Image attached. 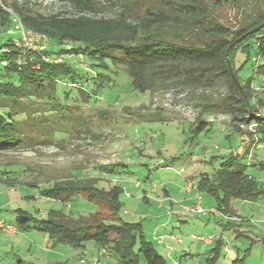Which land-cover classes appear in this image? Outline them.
Wrapping results in <instances>:
<instances>
[{"label":"rangeland","instance_id":"374dc122","mask_svg":"<svg viewBox=\"0 0 264 264\" xmlns=\"http://www.w3.org/2000/svg\"><path fill=\"white\" fill-rule=\"evenodd\" d=\"M205 1L211 12L233 29L243 26L249 15L264 12L262 0ZM32 2L34 10L46 14L74 10L59 0ZM153 2L162 3L143 0L146 6ZM18 35L14 30L13 36ZM3 42L1 36L0 46ZM80 60L71 61L80 67L86 65ZM263 61L264 56L255 57L254 50L246 59L239 52L236 67L240 79L253 77V85L264 86V73L257 69ZM111 68L118 72L108 71L113 81L103 88L96 102L78 100L68 106L70 117L57 112L50 117L53 127L67 131L65 140L58 142L47 133L44 137L39 134L42 143L0 152V176L6 177L1 172H11L14 167L22 169L11 176L18 177L15 185L0 181V218L17 227L18 208L40 218H46L50 209H62L75 217L92 215L100 206L83 194L63 201L43 197L39 190L74 175L100 176V186L109 182L123 188L122 219L141 222L146 238L153 241L167 264H210L208 259L213 258L211 250L218 240L223 243L215 264H264V166L260 165L264 142H257L248 132L253 125L242 127L244 136L232 130L236 127L224 102L228 94L225 79L215 76L208 84L197 85L179 76L140 92L133 89L122 67ZM67 87L61 84L60 90ZM61 94V99L67 98L63 91ZM198 119L204 123H195ZM230 153L238 154L247 164L248 173L262 189L255 199H231L237 219L218 210L217 199L197 189L201 174L213 176L222 163L220 155ZM112 163L120 164L115 172L104 173L96 167ZM31 181L40 185L29 186ZM196 205H201L203 212L191 211ZM194 235L213 239L208 243ZM230 248L236 252L234 257L229 255ZM106 251L94 241L83 248L55 243L46 232L35 228H16L15 232L0 228V264H122L120 258ZM236 256L240 259L234 263ZM141 264H146L145 259Z\"/></svg>","mask_w":264,"mask_h":264},{"label":"trees","instance_id":"16d2710c","mask_svg":"<svg viewBox=\"0 0 264 264\" xmlns=\"http://www.w3.org/2000/svg\"><path fill=\"white\" fill-rule=\"evenodd\" d=\"M59 1L74 10L46 14L34 10L32 0H0V27L6 29L0 30L4 38L0 46V152L42 143L39 134L44 137L47 133L58 142L65 140L67 131L53 127L50 117L56 112L70 117L68 106L78 100L96 102L103 88L113 81L108 71L118 72L112 66L122 67L133 89L140 92L179 76L197 85H206L220 76L228 89L224 102L232 113L236 127L232 130L244 136L242 127L253 125L248 132L257 142H264V113L258 111L264 110V86L253 85V77L241 80L236 67L239 52L245 54V59L252 56V50L255 57L264 56V12L249 15L243 26L233 29L211 12L205 0H160L161 4L147 6L143 0ZM15 17L26 28L47 36V47L40 50L17 46L19 36L10 33L16 27ZM66 43L71 45L67 47ZM79 54L86 64L82 67L71 61ZM62 55L63 60L57 61ZM257 69L264 73V61L257 64ZM61 84L68 86L62 90L66 99H61ZM200 120L195 123H204ZM220 156L221 165L213 176L202 173L197 189L212 195L218 201V210L231 215L232 198L255 199L262 189L238 154ZM118 165L96 167L106 173L115 172ZM260 165L264 166V161ZM14 169L1 172L6 177L0 176V181L15 185L18 177L11 176L22 169ZM102 179L74 175L39 190L43 197L63 201L83 194L100 206L92 215L75 217L62 209H50L46 218H40L18 208L17 229L42 230L55 243L75 248L94 241L109 255L120 258L122 264H141L144 259L146 264H167L153 241L146 238L142 223L122 219L123 188L109 182L100 186ZM28 185L40 184L31 181ZM222 243L218 240L212 248L215 254L209 257L210 264H215ZM239 259L236 256L233 262Z\"/></svg>","mask_w":264,"mask_h":264},{"label":"built area","instance_id":"2783aa9c","mask_svg":"<svg viewBox=\"0 0 264 264\" xmlns=\"http://www.w3.org/2000/svg\"><path fill=\"white\" fill-rule=\"evenodd\" d=\"M14 21H16L17 27L19 28V30L22 33H29L30 35L26 38H17L16 39V43L19 47H23L24 45L30 46V48H35V49H44L47 47L49 39H47V36L43 35V34H37V33H33L30 29L23 27V25L20 23L19 19L17 17L14 18ZM32 42L31 44H27L26 42ZM82 54H79L77 57L78 59H83ZM65 56L62 55L60 57L57 58L58 61L63 60ZM264 113V110L263 112ZM193 187V182H189V190H191V188ZM199 200H201V197L199 198ZM192 211H197V212H203V208L201 205H197L194 208L191 209ZM0 228L5 229L6 231H16L15 226H13L12 224H8L6 223L2 218H0ZM195 238L201 239V240H206L211 242V240L213 239L212 236H194Z\"/></svg>","mask_w":264,"mask_h":264},{"label":"bare ground","instance_id":"6f19581e","mask_svg":"<svg viewBox=\"0 0 264 264\" xmlns=\"http://www.w3.org/2000/svg\"><path fill=\"white\" fill-rule=\"evenodd\" d=\"M19 21H20V19H19ZM15 23H16V21H15ZM20 23L23 25V23L20 21ZM17 24L18 23H16V27H15V29L14 30H18V32H19V38L21 39V38H26V37H28L30 34L29 33H27V32H25V33H22L20 30H19V28L17 27ZM23 27H25L24 25H23ZM26 28V27H25ZM14 30H11L10 31V33L12 34L13 33V31ZM32 31V30H31ZM33 33H36V32H34V31H32ZM37 34H39V33H37ZM48 39V38H47ZM27 44H31L32 42H26ZM17 44V43H16ZM18 46V45H17ZM24 47H30V46H27V45H24ZM41 50V49H40ZM58 61V60H57ZM191 190H192V188H191ZM190 190V191H191ZM197 206V205H196ZM195 207V206H194ZM193 207V208H194ZM192 211V210H191ZM195 212H197V211H195Z\"/></svg>","mask_w":264,"mask_h":264},{"label":"crops","instance_id":"0c3cea01","mask_svg":"<svg viewBox=\"0 0 264 264\" xmlns=\"http://www.w3.org/2000/svg\"><path fill=\"white\" fill-rule=\"evenodd\" d=\"M236 210H237V208H234V210H233V212L235 211L236 212ZM234 218H238V217H236V214L234 213V215H233V213L231 214ZM227 216V215H226ZM231 220V219H230ZM235 220V219H234ZM240 232H244V230H240ZM208 243H211V242H208ZM229 247V246H228ZM230 250H231V252H230ZM230 250H229V255L231 256V257H234L235 255H236V252L232 249V248H230Z\"/></svg>","mask_w":264,"mask_h":264},{"label":"water","instance_id":"95a60500","mask_svg":"<svg viewBox=\"0 0 264 264\" xmlns=\"http://www.w3.org/2000/svg\"><path fill=\"white\" fill-rule=\"evenodd\" d=\"M259 29V27L258 28H256V29H254L253 31H251V32H255V31H257ZM230 68H231V70H232V72H233V69H232V65L230 64Z\"/></svg>","mask_w":264,"mask_h":264}]
</instances>
